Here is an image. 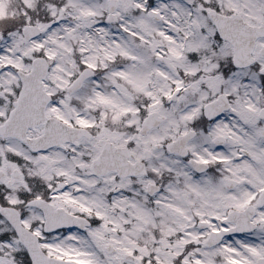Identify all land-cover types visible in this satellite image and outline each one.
I'll list each match as a JSON object with an SVG mask.
<instances>
[{"label":"snow or ice","instance_id":"obj_1","mask_svg":"<svg viewBox=\"0 0 264 264\" xmlns=\"http://www.w3.org/2000/svg\"><path fill=\"white\" fill-rule=\"evenodd\" d=\"M0 264H264V0H0Z\"/></svg>","mask_w":264,"mask_h":264}]
</instances>
